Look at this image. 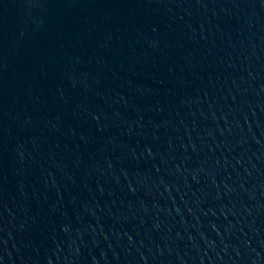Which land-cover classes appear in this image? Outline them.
<instances>
[{
	"label": "water",
	"instance_id": "water-1",
	"mask_svg": "<svg viewBox=\"0 0 264 264\" xmlns=\"http://www.w3.org/2000/svg\"><path fill=\"white\" fill-rule=\"evenodd\" d=\"M0 264H264V0H0Z\"/></svg>",
	"mask_w": 264,
	"mask_h": 264
}]
</instances>
